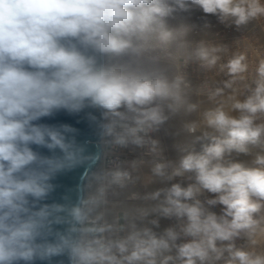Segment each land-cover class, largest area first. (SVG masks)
<instances>
[{
    "label": "clouds",
    "instance_id": "obj_1",
    "mask_svg": "<svg viewBox=\"0 0 264 264\" xmlns=\"http://www.w3.org/2000/svg\"><path fill=\"white\" fill-rule=\"evenodd\" d=\"M189 2L237 27L264 18V0H0V264L65 254L72 264H264V59L249 80L246 52L200 41L192 56L209 69L223 60L220 70L229 78L208 94L210 106L192 102L183 75L148 63L174 58L167 46L183 41L188 29L165 27L164 19L176 8L187 10ZM89 108L104 121L102 159L109 137L115 146L147 147L157 157L151 173L162 182L188 181L147 193L143 199L157 203L137 209L141 221L155 214L175 225L158 233L132 222L118 235L125 226L108 223V189L125 194L134 180L127 170L110 171L108 154L107 172L91 177L83 207H37L52 190L53 176L75 156L66 136L74 130L40 121ZM180 113L197 115L184 128L202 132L196 137L202 147L179 159L168 151L167 160L150 134L160 135ZM252 146L261 149L254 156ZM218 205L219 214L212 210ZM88 213L98 215L74 241L69 221L82 224ZM148 223L159 227L158 219ZM59 224L68 227L59 232Z\"/></svg>",
    "mask_w": 264,
    "mask_h": 264
},
{
    "label": "water",
    "instance_id": "obj_2",
    "mask_svg": "<svg viewBox=\"0 0 264 264\" xmlns=\"http://www.w3.org/2000/svg\"><path fill=\"white\" fill-rule=\"evenodd\" d=\"M91 116L96 119H90ZM103 122L101 112L91 108L85 109L78 114L59 111L53 116L40 121V123L54 127L67 125L73 129L74 131L66 133V136L73 143L75 156L72 160L65 161L64 170L53 176L50 181L52 190L43 201L37 204V207L43 205H61L65 209L76 205L83 207L87 185L102 159L100 124ZM35 150L44 155L61 156L58 150L51 153L44 148H36ZM59 215L64 217L65 213H60ZM69 223L72 224L74 229L73 232L69 233L70 237L74 241L81 239L82 224L72 223L71 221ZM119 225L125 226V217L122 213L119 215ZM67 227V224L54 225V228L59 232H64ZM20 264H24V262L21 261ZM34 264H72V262L68 255L65 254L55 256L46 261L36 260Z\"/></svg>",
    "mask_w": 264,
    "mask_h": 264
},
{
    "label": "rangeland",
    "instance_id": "obj_3",
    "mask_svg": "<svg viewBox=\"0 0 264 264\" xmlns=\"http://www.w3.org/2000/svg\"><path fill=\"white\" fill-rule=\"evenodd\" d=\"M201 8V7H200ZM197 9H198V5H195V4H191L190 2H189V5H188V8H187V10H189V11H187V10H181V9H179V8H176V10L172 13V15L171 16H169V17H167V18H165L164 19V22H166L167 23V21H168V23L170 22L171 24H170V26L169 27H175V28H181L182 27V25H183V23H185V21L188 19V18H190V19H193V21H190V23L188 24V25H190L191 26V24H192V26L190 27H188V33H191L192 35H194L195 36V34H198L199 35V39L200 40H203V41H205V42H207V43H210V44H215V42H217V43H220V41L222 42V44H225V45H228L229 46V48H230V50H232V51H237V50H239V51H243V52H246V53H248V47H247V42H246V40H244L241 36H235V35H233V34H230L229 36H226L225 38H223V39H220V38H218L219 40H217V41H214V38H213V40L212 39H210V37H212V33H215L214 31L213 32H211L212 30H211V26H212V24L211 25H208V24H210V22H209V20L207 21V18L208 19H210V17H213L214 16V14H206V13H204L203 12V10H202V15H203V17L202 18H200V19H202V21H201V23H199V19H196V13H197ZM202 9V8H201ZM180 13H182L183 15H184V19H183V21H182V23H176V21H175V19L176 18H178V17H180ZM194 15V16H193ZM204 15H205V17H204ZM207 16V17H206ZM205 18V19H204ZM212 19V18H211ZM167 20V21H166ZM203 20H205L206 21V24H205V22L203 21ZM196 22V23H195ZM204 22V23H203ZM165 23V24H166ZM193 23H194V25H193ZM204 25H203V24ZM248 23H251L252 25H253V21L251 20V21H249ZM202 24V25H201ZM206 25V26H205ZM202 26V27H201ZM210 26V27H209ZM227 26H228V24H227ZM245 26V25H244ZM244 26L242 25V26H239V27H235L236 29H238L241 33H242V36L243 37H245V39L247 38L246 37V32L244 31ZM166 27H167V25H166ZM205 27H206V29H205ZM207 27H209L208 28V30H207ZM214 27H215V24H214ZM203 28V29H202ZM204 30H206V31H204ZM213 30H216V29H213ZM219 31H228V29L227 28H225V26L224 27H222V28H219ZM234 33V32H233ZM208 34H209V37L208 38H206L205 39V37H207L208 36ZM185 39H186V41H187V39L188 38H183V41H185ZM183 41H176V42H174V48H173V51H172V53L176 56V57H178V56H180V54L181 53H183L184 51H185V49L183 48V46H182V44H183ZM256 46L257 47H255L254 48V50H258V53L257 54H253L252 56H250V55H247L248 56V60H249V63H250V73L248 74V78H249V80L252 78V75H253V70H254V67L256 66V64H258V62H259V60L260 59H263V57L261 56V49H262V46H261V48H259V44L256 42ZM166 50H168V46H167V49ZM163 60V59H162ZM162 60H160V61H156V62H151L152 64L150 65L151 67H155V65L158 63V62H162ZM223 61V60H222ZM220 63H223V62H219L218 64H217V66H215V67H213V68H211V69H209V68H206V67H200V68H198L197 70L196 69H194V70H189V71H187L186 73H185V75L188 77V78H190V81H189V83H205V87H202L203 89H202V92H201V94L200 95H202L203 97H204V106L205 107H207V106H210L211 105V102L208 100V94L209 93H211L212 91H214L216 88H218V87H222V82L224 81V80H226V79H228L229 77H227L226 75H225V73L224 72H222L221 70H220V66H219V64ZM157 66V65H156ZM158 67H161V65H158ZM168 72V71H167ZM169 75H174V73L172 74H170L169 73ZM197 91H199V90H197ZM206 95V96H205ZM184 114V113H183ZM182 114V115H183ZM184 116V115H183ZM183 116H181V117H183ZM184 123L185 122V120L182 118H179V123ZM162 128H164V125L162 126ZM162 128H160V129H162ZM163 130V129H162ZM162 130H160V135L161 136H163L164 135V133H163V131ZM200 131V130H199ZM159 133V130H158V132H157V134ZM159 135V136H160ZM156 138H158V140H159V142H164V140H165V137L163 136V138L161 137L160 139L161 140H163V141H160V139H159V137L157 136ZM181 143L182 144H184L183 146L184 147H189L190 148V142L184 137V138H182L181 137ZM162 144V143H161ZM191 144H194V143H192L191 142ZM201 147H202V145H198V148H200V150H201ZM199 149H196L195 151H200ZM171 151V150H170ZM164 153V152H163ZM172 154H173V157L174 158H178L179 159V157H176V156H180V154L179 153H177V152H171ZM255 153L256 152H254L253 154L255 155ZM176 154H178V155H176ZM164 155V154H163ZM176 155V156H175ZM107 168V167H106ZM142 178V179H141ZM141 180L139 179V181H137V182H135V184L133 183V185H132V182H130V184H129V186L130 187H132V189H125V191L123 190V192L125 193V194H122L120 191H116V190H113V189H111V188H109L108 189V193H107V202H109V203H125L126 201H129V202H135V201H137V202H141L142 203V205H138V206H144V207H147L148 206V202H147V200H144L143 199V197L148 193V191H149V189H151V187L152 186H154L153 184H156L157 183V178L156 177H154L153 175H152V173H151V169H149V170H146V173L144 174V175H142L141 176ZM160 185H161V188H166V187H169V185H168V181H166V182H163V184H161V183H159ZM98 188V187H97ZM97 188L96 189H92V194H95V192H96V190H97ZM156 189H159V188H157L156 187ZM88 192V196L90 195V193H91V190H89V191H87ZM114 193H116V194H114ZM131 194H137L138 195V199H134L135 201H131ZM157 202L156 201H154V205L156 204ZM125 206V210H126V212H127V210H131V208L132 209H134L135 207L134 206H130V205H128V204H126V205H124ZM103 208V205H101L99 208H95V209H93L94 211H99V210H101ZM109 209V208H108ZM111 209V208H110ZM136 209H138L137 207H136ZM107 210V209H106ZM108 212L106 213V216H107V220H108V223H115V219H114V213H112V209L111 210H107ZM108 214V215H107ZM125 214V213H124ZM96 215H98V214H96ZM95 215V216H96ZM130 215V216H129ZM151 216V215H150ZM150 216L147 218V220L145 219V220H143V221H141V220H139L137 217H138V213H137V211H134V213H132V214H128V218H129V223L128 222H126V220L128 219L127 218V214H125V226L127 227H125L126 228V230L124 231V232H126L127 230H128V226H129V224H131L132 222H135L136 223V225H137V227H144V226H148V227H152L153 228V230L154 231H156V232H161L160 231V228L157 230V227H154V226H149L148 225V221L149 220H151V219H153L154 217H152V218H150ZM152 216H156V215H152ZM119 217V216H118ZM105 220V219H104ZM158 220H159V223H160V226H161V228L163 227V229H162V231L164 230V226H166V223H165V218L164 217H158ZM119 221V220H118ZM119 223V222H118ZM88 227H90L89 225L87 226V228ZM124 232H120V233H118V235H120V236H123V235H125L126 233H124ZM106 235H108V236H111L112 234L111 233H106Z\"/></svg>",
    "mask_w": 264,
    "mask_h": 264
},
{
    "label": "built area",
    "instance_id": "obj_4",
    "mask_svg": "<svg viewBox=\"0 0 264 264\" xmlns=\"http://www.w3.org/2000/svg\"><path fill=\"white\" fill-rule=\"evenodd\" d=\"M189 11V10H187ZM202 9L200 8V6H198L197 9V13H196V19H200L202 18ZM190 21H192V19L188 18L185 23H183L181 28H188L189 27V23ZM205 21V20H203ZM254 23L253 25L251 23H247L244 26V31L246 32V39L245 37L242 36V33L236 29V25L233 23L232 19H229L225 22H221L220 19L218 18L217 15H214L212 17V19H209L210 24H212L211 26V32H215L212 33V37H210V39L214 41L223 39L226 36H229L230 34H233L235 36H241L244 40H246L247 42V47H248V53L247 55L252 56L253 54H257L258 50H254L256 46V42L259 44V48H261V56L264 59V18H261L259 20H252ZM166 23V22H165ZM170 22L166 23L167 27L170 26ZM215 24V27H214ZM228 24V26H227ZM228 29V31H219V28L224 27ZM216 29V30H213ZM206 31V30H204ZM189 31H187V35L184 38H188L187 41L185 39V41H183V48L185 49V51L183 53L180 54V56L176 57L174 55V58L172 59H163L162 62H158L155 67H158V65H161V67L165 68L168 73H174V75L176 74H180L183 75L185 77V79L187 80V82L189 83L190 78H188L185 73L189 70H194V69H198L201 67V63L199 61H197L193 56H192V52L194 50V48L196 47V45L203 40L199 39V35L195 34L192 35L191 33H188ZM234 32V33H233ZM209 37V34L206 38ZM205 42V41H204ZM207 43V42H205ZM215 44H222V42L220 41V43L215 42ZM174 48V43L168 46V50L167 51H173ZM224 62V61H221ZM149 64H151L150 61H148ZM190 84V94H189V99L192 102H196L197 100H201L204 101V97L202 95H197V90H199V92H202V87H205V83H189ZM197 115L195 113L193 114H185L182 118L185 120V123L182 122V132H180V138H184L186 136H188L189 141L191 142L190 139H196L197 136L201 135L202 133L198 130L196 133H188L186 131V129L184 128V125L189 123L191 120L195 119ZM187 120H190L189 122H187ZM196 120V119H195ZM158 132V131H157ZM157 132L151 133V137L153 139H157V136L159 137V133L157 134ZM187 138V137H186ZM110 139L109 137H105L104 140V146L105 148H109L110 151L108 153L107 156V165L109 167V170H114L117 167L123 169V170H127L131 173V176L134 180V183L144 174V172H146V170H149L152 168L153 164L156 162L157 157L153 156L152 154L149 153L148 148L147 147H137L134 145H129L127 147H120V146H115L112 143H110ZM160 139V138H159ZM161 141V140H160ZM197 141V140H196ZM200 143L196 142V144H202L201 141H199ZM162 142H160V148L163 149L164 151V158L167 160H171L170 156L167 154L168 151H170L169 147L165 144H161ZM135 162L136 167L133 168V163ZM174 183H182L184 185H186L188 183V181L185 178H175ZM173 181H170L171 183ZM133 184V183H132ZM222 206H216L213 211H216L217 214L220 213ZM89 238H91L89 236ZM238 245L241 244V241L237 242ZM222 264V262H221Z\"/></svg>",
    "mask_w": 264,
    "mask_h": 264
},
{
    "label": "bare ground",
    "instance_id": "obj_5",
    "mask_svg": "<svg viewBox=\"0 0 264 264\" xmlns=\"http://www.w3.org/2000/svg\"><path fill=\"white\" fill-rule=\"evenodd\" d=\"M208 15V14H207ZM194 16V15H193ZM203 17V16H202ZM204 17H205V15H204ZM207 17V16H206ZM212 17H210V19H211ZM183 19H184V15L182 14V13H180V17H178V18H176L175 19V21H176V23H182V21H183ZM199 19V18H198ZM205 19V18H204ZM200 21H199V23H201V21H202V19H199ZM209 19L207 18V21H208ZM167 21V20H166ZM192 21H193V19H192ZM195 21V20H194ZM193 21V22H194ZM205 22V24H206V21H204ZM203 22V23H204ZM196 23V22H195ZM202 23V24H203ZM201 24V25H202ZM193 25H194V23H193ZM204 25V24H203ZM208 25H211V24H208ZM164 26L166 27V24H165V22H164ZM190 26V25H189ZM191 26H192V24H191ZM190 26V27H191ZM206 26V25H205ZM202 27V26H201ZM210 27V26H209ZM209 27H207V30H208V28ZM188 29V28H187ZM203 29V28H202ZM205 29H206V27H205ZM209 31V30H208ZM150 62H153V61H150ZM152 64V63H151ZM153 65V64H152ZM198 92V91H197ZM201 93V92H200ZM206 96V95H205ZM183 113H180V114H178V115H175V116H173V117H171L170 119H169V121H167L165 124H164V128H162V129H160V130H162L163 131V133H164V137H165V141H166V144L170 147V150H171V152H177V153H179L180 154V156L181 155H183L184 154V151L185 150H188V151H195L196 149H199L200 150V148H198V145L200 146V145H202V144H198V143H200L199 141H196V139H190L191 140V142L192 143H194V144H191V142L189 141V138H188V136H186L185 138L190 142V148L189 147H184L183 145L184 144H182L181 143V138H180V132H182V123H179V118H181L182 119V117L181 116H183V115H185V114H183ZM195 119H197V116L195 117ZM195 119H193V120H187V122H189V123H191V122H193V121H195ZM185 123V122H184ZM201 132V131H200ZM202 133V132H201ZM163 136H161L162 138H163ZM162 141V140H161ZM196 142H198L197 144H196ZM164 143V142H163ZM162 146H163V144H162ZM261 149L259 148V146H252V148H251V151H252V155L254 156V152H258V151H260ZM109 151H110V149L109 148H106L105 149V153L103 154V159H102V162H101V165L98 167V169L93 173V177H92V179L93 178H96V176L98 175V174H102V173H104V172H107V170H106V164H105V156L109 153ZM162 151H164L163 149H162ZM176 155H178V154H176ZM175 155V156H176ZM180 156H176V157H180ZM233 158L234 159H236V160H239V161H250L251 159H252V156H246V155H243V154H241V155H239V156H236L235 154L233 155ZM141 178V177H140ZM91 179V180H92ZM142 179V178H141ZM140 179V180H141ZM91 183V182H90ZM159 183H161V184H163V182L159 179V178H157V183L156 184H153L154 186H152L151 187V189H149V191H148V193H150V192H153V191H155V190H157L156 189V187L157 188H161V185L159 184ZM172 183H174V181L172 182ZM171 183V184H172ZM129 184L130 183H128L127 184V186L130 188V189H132V187H130L129 186ZM170 184V185H171ZM164 185V184H163ZM169 185V186H170ZM126 188V189H129V188ZM125 188V187H124ZM121 189H123V188H119V190H121ZM123 190H125V189H123ZM132 195L133 194H131V197H132ZM88 195H87V199H88ZM86 199V200H87ZM139 200V199H138ZM131 201H135L134 199H132L131 198ZM149 204H148V206L147 207H152V206H154V201H147ZM110 204V206H111V209H112V213H114V221H115V224H119L118 223V216H119V214L120 213H125V214H127V218H128V214H132V213H134V211H137V209H136V207L137 208H141V206H138V205H142V203L141 202H137V201H135V202H129V201H126L125 203L123 202V203H109ZM126 204H128V205H130V206H134L135 208L134 209H132L131 208V210H127V212H126V210H125V206L124 205H126ZM219 206V205H218ZM142 207H144V206H142ZM220 207V206H219ZM87 208H85V210H86ZM111 209H107V210H111ZM213 210V209H212ZM87 211V210H86ZM108 212V211H107ZM124 214V215H125ZM95 215L96 214H94V213H88V216H89V220H87V221H85L84 223H82V238L84 237V225L87 223V222H89V221H91V220H93L94 218H95ZM108 215V214H107ZM155 215V214H154ZM130 216V215H129ZM152 217H154L153 219H158V216L156 215V216H150V218H152ZM104 219L106 220V217L104 216ZM147 220V219H146ZM126 222H128L129 223V218L126 220ZM165 223H166V226H164V229L165 228H167V227H170V226H173V225H175L176 224V221L174 220V219H168V218H165ZM130 225V224H129ZM148 225H149V223H148ZM127 226V225H126ZM125 226V227H126ZM149 226H151V225H149ZM127 228V227H126ZM126 228H125V230H126ZM160 228V231L162 232V229H163V227L161 228V226H160V223H159V227L157 228V230ZM127 232V231H126ZM126 232H124V233H126ZM127 234V233H126ZM125 234V235H126Z\"/></svg>",
    "mask_w": 264,
    "mask_h": 264
}]
</instances>
